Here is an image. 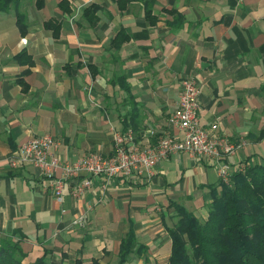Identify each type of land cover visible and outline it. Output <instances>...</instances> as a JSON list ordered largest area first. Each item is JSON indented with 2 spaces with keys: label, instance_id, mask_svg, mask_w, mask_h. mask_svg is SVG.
I'll return each mask as SVG.
<instances>
[{
  "label": "crops",
  "instance_id": "0c3cea01",
  "mask_svg": "<svg viewBox=\"0 0 264 264\" xmlns=\"http://www.w3.org/2000/svg\"><path fill=\"white\" fill-rule=\"evenodd\" d=\"M62 1L23 0L0 12V240L20 242L23 264L43 257L44 264H117L132 228L143 248L129 264H167L171 203L207 215L210 185L220 181L208 159L176 153L152 175L96 177L80 198L67 185L60 202L41 169L11 167L9 157L45 134L59 142L53 153L62 163L112 155L115 131L155 145L163 132L179 133L168 118L190 78L200 89L201 123L217 122L218 134L246 141L231 164L260 162L264 0ZM51 19L61 24L58 36ZM23 51L30 58L19 62Z\"/></svg>",
  "mask_w": 264,
  "mask_h": 264
},
{
  "label": "trees",
  "instance_id": "16d2710c",
  "mask_svg": "<svg viewBox=\"0 0 264 264\" xmlns=\"http://www.w3.org/2000/svg\"><path fill=\"white\" fill-rule=\"evenodd\" d=\"M22 1L0 0V12ZM128 1L131 0H119L120 4ZM65 2L63 0L61 5ZM93 9L97 6L88 7L85 13ZM151 10V7L147 9L149 15ZM17 23L21 33H26V19L20 11ZM47 26L53 29L54 36L59 35L61 24L58 21L51 19ZM24 56L30 58L25 51L15 58L22 62ZM263 136L264 129L260 134ZM244 163L242 170L237 168L231 173L229 181L220 179L210 185L212 199L207 203L205 217L180 203H171L176 210V220L167 226L172 241L167 264H264V158L260 162ZM136 243L137 236L131 228L121 240L117 264H129L133 254H141L143 246L135 247ZM25 256L19 241L1 238L0 264H23ZM44 263L43 257L34 264Z\"/></svg>",
  "mask_w": 264,
  "mask_h": 264
},
{
  "label": "built area",
  "instance_id": "2783aa9c",
  "mask_svg": "<svg viewBox=\"0 0 264 264\" xmlns=\"http://www.w3.org/2000/svg\"><path fill=\"white\" fill-rule=\"evenodd\" d=\"M199 95L200 89L194 79L182 81L178 105L168 118V123L179 133L165 131L158 136L155 145L142 147L133 134L115 131L112 155L90 152L75 162L62 163L53 153L59 142L45 134L22 143L9 157V164L14 168L31 164L41 169L48 181L46 187L60 202L64 200L67 185H70L72 195L80 198L93 186L96 177L112 179L119 175H152L160 160L176 153L208 159L217 168L220 179L227 182L234 170H242L245 166L239 160L231 164L230 158L246 141L231 140L227 135L218 134L217 122L210 127L204 126L199 116ZM59 168L62 169L61 174L57 172ZM84 218L79 217L75 223L83 222Z\"/></svg>",
  "mask_w": 264,
  "mask_h": 264
}]
</instances>
